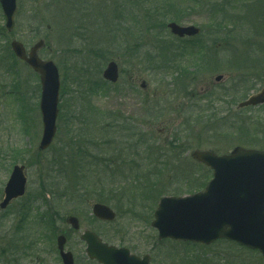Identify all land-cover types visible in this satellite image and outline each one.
Returning <instances> with one entry per match:
<instances>
[{
	"label": "rangeland",
	"instance_id": "obj_1",
	"mask_svg": "<svg viewBox=\"0 0 264 264\" xmlns=\"http://www.w3.org/2000/svg\"><path fill=\"white\" fill-rule=\"evenodd\" d=\"M16 4L11 32L0 9V201L14 165L25 167L26 188L0 211V264H61L59 234L74 264H88L79 240L86 230L160 264H264L225 241L160 242L150 227L161 198L201 192L209 181L191 152H264V106L237 109L264 86V0ZM171 21L200 34L177 40L166 29ZM14 39L26 51L44 40L50 50L39 56L58 68L57 132L43 152L39 78L11 57ZM110 61L119 68L115 85L101 76ZM76 171L88 182L76 183ZM95 203L115 221L96 220ZM68 216L79 232L65 224Z\"/></svg>",
	"mask_w": 264,
	"mask_h": 264
},
{
	"label": "water",
	"instance_id": "obj_2",
	"mask_svg": "<svg viewBox=\"0 0 264 264\" xmlns=\"http://www.w3.org/2000/svg\"><path fill=\"white\" fill-rule=\"evenodd\" d=\"M5 28L11 31L16 14V0H0ZM170 33L178 38L193 37L199 30L193 26L181 27L175 23L167 25ZM14 55L39 75L41 96L39 110L42 122V136L38 145L46 150L55 135L58 114L59 76L51 61H42L38 51L43 41H38L28 53L17 41L11 42ZM103 79L115 83L118 70L110 62L103 72ZM221 78L218 77L216 81ZM264 104V88L239 108ZM192 157L213 171V178L204 192L192 196L162 198L154 214L152 227L159 238H170L209 245L225 239L234 241L249 249L258 250L264 258V152L235 148L229 155L216 157L210 152H193ZM24 167L14 166L6 183L0 203L4 210L8 204L23 196L26 179ZM92 215L101 221H113L115 214L102 204H94ZM66 223L73 230L79 229L78 220L68 217ZM81 240L86 243L89 259L100 264H143L125 249H116L101 242L91 232H84ZM65 238L57 237V249L63 264H73L72 255L64 252ZM146 259V258H144Z\"/></svg>",
	"mask_w": 264,
	"mask_h": 264
},
{
	"label": "flooded vegetation",
	"instance_id": "obj_3",
	"mask_svg": "<svg viewBox=\"0 0 264 264\" xmlns=\"http://www.w3.org/2000/svg\"><path fill=\"white\" fill-rule=\"evenodd\" d=\"M2 196H3V195H2ZM129 252H130V254H134L135 256H137V257H138V260H139L140 263L143 262V261L145 260V263H143V264H160V263L154 262V260H153V255H152L151 253H148V254H142V255H137V254L133 253L130 249H129ZM144 258H146V259H144ZM60 262H61V260H60ZM87 262H88V264H89V263H95V264H98L97 262L90 261V260H88V259H87Z\"/></svg>",
	"mask_w": 264,
	"mask_h": 264
},
{
	"label": "trees",
	"instance_id": "obj_4",
	"mask_svg": "<svg viewBox=\"0 0 264 264\" xmlns=\"http://www.w3.org/2000/svg\"><path fill=\"white\" fill-rule=\"evenodd\" d=\"M66 7H67V6H66ZM66 7H65V8H66ZM70 18H73V15H70ZM263 20H264V18H263ZM69 21H70V20H69ZM71 22L73 23V20H71ZM169 56H170V55H169ZM168 58H169V57H168ZM168 58H167V59H168ZM169 63H170V61H169ZM169 63H168V64H169ZM173 67L176 68V67H175V64H173ZM182 67H183V66L179 67L178 69H181ZM168 69H170L169 66H168ZM172 69H173V68H172ZM183 71L185 72V68H184V67H183ZM180 75H182V74H180ZM125 132H126V133H129V131H127V130H125ZM80 174H82V179L80 178V177H81ZM78 175H79V176H78ZM73 176H74V175H73ZM75 176H76V178H79V179L76 180V183H77V182H79V183H80V182H88L87 176H86L85 174L81 173L80 171H76V172H75ZM75 187H76V186H75ZM77 192H78V191H77Z\"/></svg>",
	"mask_w": 264,
	"mask_h": 264
}]
</instances>
